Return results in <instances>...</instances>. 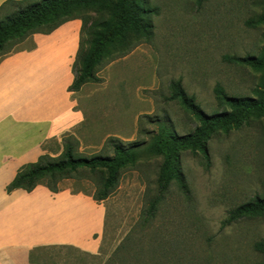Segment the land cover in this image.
<instances>
[{
    "label": "rangeland",
    "instance_id": "rangeland-1",
    "mask_svg": "<svg viewBox=\"0 0 264 264\" xmlns=\"http://www.w3.org/2000/svg\"><path fill=\"white\" fill-rule=\"evenodd\" d=\"M39 0H7L36 2ZM148 34L120 58L104 57L95 68L98 83L75 92L83 122L71 130L84 157L113 155L109 141L147 143L161 124L177 135L192 133L198 122L168 100L172 81L206 114L221 110L215 88L230 96L250 97L261 75L231 58L258 56L264 26L249 24L264 13V0H143ZM88 25L96 14L83 13ZM26 34L4 46L0 60L31 49ZM46 78L54 60L50 53ZM62 68H58L61 72ZM53 75V74H51ZM67 134V133H65ZM61 139L43 144L50 156ZM208 162L183 151L180 171L185 187L157 185L162 160L144 157L118 174L117 186L102 202L105 211L99 251L90 256L69 247L41 249L31 264H262L254 244L264 240V216H245L227 224L229 211L264 197V118L252 116L207 143ZM63 182V191H86L92 199L95 175ZM158 200L153 220L143 218Z\"/></svg>",
    "mask_w": 264,
    "mask_h": 264
},
{
    "label": "trees",
    "instance_id": "trees-1",
    "mask_svg": "<svg viewBox=\"0 0 264 264\" xmlns=\"http://www.w3.org/2000/svg\"><path fill=\"white\" fill-rule=\"evenodd\" d=\"M143 0H39L36 2H7L1 9L0 52L5 45L26 34L48 35L61 25L72 20L81 21V32L76 58L72 67L74 80L69 92H78L88 83H98L95 68L104 57L120 58L148 34V22ZM94 13L96 18L88 25L83 13ZM249 24L264 26V13ZM264 43V37H263ZM235 64L246 66L259 73L260 83L252 91L253 96L236 97L228 95L221 86L214 90L221 110L206 114L193 97L188 96L181 81L170 84V101L177 102L199 124L187 135H177L165 124H161L150 140L145 143L132 142L124 145L110 140L113 155L84 157L78 151V141L72 133L64 134L59 145L60 153L55 157L48 153L41 155L35 163L21 167L13 181L6 187L7 194L15 190L31 193L36 187L43 186L49 192L58 194L63 191V182L82 181V174L95 175L92 181L95 191L92 200L96 203L108 198L117 186L119 172L128 165H134L144 157L162 160L157 176V185L166 191L171 184L185 187L180 171L181 152L201 153L208 162L207 143L215 132L227 133L252 116L264 118V45L258 56L234 57ZM43 150L44 149L43 147ZM71 194H86V191H72ZM158 200L150 203L149 215L143 218L149 224ZM248 216H264V197L257 198L229 211L227 224ZM254 249L264 254V240L254 244ZM264 264V263H262Z\"/></svg>",
    "mask_w": 264,
    "mask_h": 264
},
{
    "label": "crops",
    "instance_id": "crops-1",
    "mask_svg": "<svg viewBox=\"0 0 264 264\" xmlns=\"http://www.w3.org/2000/svg\"><path fill=\"white\" fill-rule=\"evenodd\" d=\"M81 26L72 20L48 35L33 34L31 49L0 60V264H31L35 252L57 246L98 254L95 236L103 231L105 211L91 198L43 186L31 193L5 190L21 167L50 154L46 141H59L83 122L78 92L68 91ZM50 53L55 66L47 79Z\"/></svg>",
    "mask_w": 264,
    "mask_h": 264
}]
</instances>
